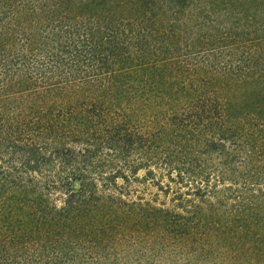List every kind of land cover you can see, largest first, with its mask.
Returning <instances> with one entry per match:
<instances>
[{"label":"trees","instance_id":"16d2710c","mask_svg":"<svg viewBox=\"0 0 264 264\" xmlns=\"http://www.w3.org/2000/svg\"><path fill=\"white\" fill-rule=\"evenodd\" d=\"M0 264H264V0H0Z\"/></svg>","mask_w":264,"mask_h":264},{"label":"rangeland","instance_id":"374dc122","mask_svg":"<svg viewBox=\"0 0 264 264\" xmlns=\"http://www.w3.org/2000/svg\"><path fill=\"white\" fill-rule=\"evenodd\" d=\"M147 97L150 98L151 100L153 99V95H149V96H147ZM146 113H147V110H144L143 113H139V112H138L137 114H134L133 116H135L136 118H137V117H140V118H141V117L143 116V114H146ZM140 118H138V120H139ZM142 118H143V117H142ZM144 122H145V121H144ZM141 174H142V173H141ZM145 188H148V191L146 190V192H147L146 197H147V198H153L154 195H158V196L160 197L161 200H165V196L163 195L162 192H160V191L158 190L157 187L148 184V185L144 186V188H141V190H143V189H145ZM152 196H153V197H152Z\"/></svg>","mask_w":264,"mask_h":264}]
</instances>
